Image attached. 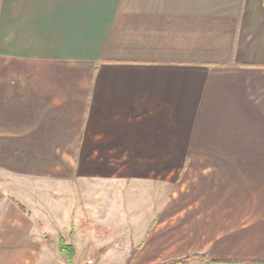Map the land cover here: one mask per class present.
<instances>
[{"label":"crops","instance_id":"crops-1","mask_svg":"<svg viewBox=\"0 0 264 264\" xmlns=\"http://www.w3.org/2000/svg\"><path fill=\"white\" fill-rule=\"evenodd\" d=\"M0 170V264H264V0H0Z\"/></svg>","mask_w":264,"mask_h":264},{"label":"rangeland","instance_id":"rangeland-1","mask_svg":"<svg viewBox=\"0 0 264 264\" xmlns=\"http://www.w3.org/2000/svg\"><path fill=\"white\" fill-rule=\"evenodd\" d=\"M184 159V158H183ZM187 159V158H186ZM195 160L194 170L190 169L189 173L184 175L182 180H190L194 181L197 180L199 176H208L214 170V162L215 158H191ZM225 159H233V158H225ZM255 158H240L242 160V166H248L251 164V161ZM180 165V163L178 164ZM190 165V164H189ZM204 165V166H202ZM202 166V167H201ZM206 166V167H205ZM191 168L188 166L187 170ZM198 168V169H197ZM183 174V170L179 171L178 167V174ZM188 175V176H187ZM193 175V176H192ZM36 179L33 178H22L16 176L14 174L7 173L5 171L0 170V190L2 192H6L13 197L14 199L19 198L21 201L31 203V201H37L36 207H44L46 208L47 205L40 204L41 201H47L48 199H52L53 196H59V190L54 189L53 191L56 193L47 194L46 186L43 188L33 189L29 188L33 185L30 184L31 181H35ZM185 190V189H183ZM40 199H43L40 201ZM22 205V204H21ZM33 207V205H29ZM45 241L47 243V247L45 252L38 253L34 259H32V264H57L60 261L67 260L66 257L63 255V252L60 250V243H59V236L58 238L53 235H45ZM61 240V239H60ZM190 264V263H189Z\"/></svg>","mask_w":264,"mask_h":264},{"label":"trees","instance_id":"trees-1","mask_svg":"<svg viewBox=\"0 0 264 264\" xmlns=\"http://www.w3.org/2000/svg\"><path fill=\"white\" fill-rule=\"evenodd\" d=\"M17 204L20 206L21 209L25 210V207L23 205L19 203ZM60 250L66 255L67 261L72 264L76 256L75 251L70 245L66 244V242L62 238L60 240ZM197 257H204V256L194 254L187 257L160 262L156 264H189L192 260H194Z\"/></svg>","mask_w":264,"mask_h":264},{"label":"built area","instance_id":"built-area-1","mask_svg":"<svg viewBox=\"0 0 264 264\" xmlns=\"http://www.w3.org/2000/svg\"><path fill=\"white\" fill-rule=\"evenodd\" d=\"M92 261L90 260L88 263H91ZM57 264H71L69 263L67 260H63V261H60L58 262Z\"/></svg>","mask_w":264,"mask_h":264}]
</instances>
